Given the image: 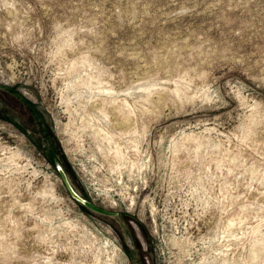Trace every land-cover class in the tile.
<instances>
[{
  "label": "rangeland",
  "instance_id": "rangeland-1",
  "mask_svg": "<svg viewBox=\"0 0 264 264\" xmlns=\"http://www.w3.org/2000/svg\"><path fill=\"white\" fill-rule=\"evenodd\" d=\"M0 264H264V0H0Z\"/></svg>",
  "mask_w": 264,
  "mask_h": 264
},
{
  "label": "water",
  "instance_id": "water-1",
  "mask_svg": "<svg viewBox=\"0 0 264 264\" xmlns=\"http://www.w3.org/2000/svg\"><path fill=\"white\" fill-rule=\"evenodd\" d=\"M61 178L63 180V183L65 184V186L67 187V189L69 190V192L71 193V195L79 202L81 203L84 207L88 208L91 211H94L96 213L102 214V215H106V216H115L117 213L114 211H110V210H106L102 207H99L97 205H95L94 203H92L89 200L83 199L81 198L79 195H77L71 188L69 182L67 181V178L64 174V172L59 169Z\"/></svg>",
  "mask_w": 264,
  "mask_h": 264
}]
</instances>
